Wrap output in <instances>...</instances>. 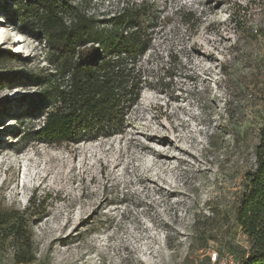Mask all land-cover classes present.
<instances>
[{"label":"rangeland","instance_id":"obj_1","mask_svg":"<svg viewBox=\"0 0 264 264\" xmlns=\"http://www.w3.org/2000/svg\"><path fill=\"white\" fill-rule=\"evenodd\" d=\"M21 1L0 0V213L44 201L41 214L23 219L33 264H217L216 254L247 263L236 216L264 116V0H66L97 18L144 2L153 32L143 60L153 81L125 130L77 145L23 139L46 114L39 83L50 66ZM146 125L158 136L166 129L171 146L147 138ZM139 144L186 163L147 189ZM98 157L128 169L103 172ZM14 255L0 236V264H16Z\"/></svg>","mask_w":264,"mask_h":264},{"label":"trees","instance_id":"obj_2","mask_svg":"<svg viewBox=\"0 0 264 264\" xmlns=\"http://www.w3.org/2000/svg\"><path fill=\"white\" fill-rule=\"evenodd\" d=\"M21 2L23 18L31 13L46 43L50 66L39 83L46 114L41 125L24 133L25 144L77 145L122 133L153 81L143 62L153 42L146 3L97 18L66 0ZM186 22L194 28L197 20L190 17ZM163 73L175 77L167 67ZM258 140L255 167L245 176L236 216L250 244L245 264H264V116ZM44 208V201L34 197L21 215L0 213V236L11 238L16 264H33V241L22 232L23 219Z\"/></svg>","mask_w":264,"mask_h":264},{"label":"bare ground","instance_id":"obj_3","mask_svg":"<svg viewBox=\"0 0 264 264\" xmlns=\"http://www.w3.org/2000/svg\"><path fill=\"white\" fill-rule=\"evenodd\" d=\"M172 128L175 131L177 129V127L174 124H173ZM145 129H146V132L150 133L147 136V138L149 137V139L152 142L161 143L163 145H169V146H171L170 139H168V137L166 136V133H167V130L166 129L165 130H162L164 132L163 134H165L164 136H158L156 134H153V130H152L151 126L146 125L145 126ZM193 139L196 141V138L195 137H193ZM131 142H132V140H131ZM136 147H138L139 148V151H140L139 154H138L139 156L137 157V160L139 161L140 164L136 167V169H137V171L139 173L138 182L141 183L142 185H144L145 188L151 189L150 185H158L161 182L165 184L167 181L165 182L164 179L163 180H161L162 178L160 179L161 174L162 173H166V172H174L176 169H178V166L176 165V162L178 160H176V158L172 157L169 154V151L170 150H157L156 148H154V147H152V146H150L148 144H139ZM182 152L184 154H188V155H190L189 153L193 154L191 152V150H189L187 148L186 149L183 148ZM97 163L102 167L103 172H107L110 169L111 170H115L117 168L120 169V166H121L120 163L118 162V159L115 160V161H107L105 159V157H98ZM178 163L179 164L180 163H186V159L185 160H179ZM83 164H85V167H86V164H87L86 163V160H85V162ZM123 165L121 167L123 168V170L126 171V168L127 167L125 166L126 168H124ZM111 170H110V172H112ZM87 173H88V169H86V171H85V174H87ZM85 174L83 175V181H86L87 180V177H86ZM92 180L93 181L96 180L95 179V176L92 177ZM87 186H89V185H87ZM160 190H162V188H160ZM166 190H167V188H166ZM175 192H176V190L172 187L171 188V191H170V194H173Z\"/></svg>","mask_w":264,"mask_h":264},{"label":"built area","instance_id":"obj_4","mask_svg":"<svg viewBox=\"0 0 264 264\" xmlns=\"http://www.w3.org/2000/svg\"><path fill=\"white\" fill-rule=\"evenodd\" d=\"M212 261L217 264H244L229 254L223 256L216 254L215 257L212 258Z\"/></svg>","mask_w":264,"mask_h":264}]
</instances>
